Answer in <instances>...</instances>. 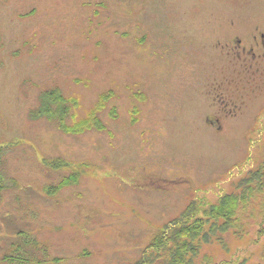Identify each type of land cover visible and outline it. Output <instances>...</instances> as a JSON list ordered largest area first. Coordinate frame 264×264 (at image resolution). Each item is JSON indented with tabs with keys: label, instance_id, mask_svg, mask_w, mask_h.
<instances>
[{
	"label": "rangeland",
	"instance_id": "374dc122",
	"mask_svg": "<svg viewBox=\"0 0 264 264\" xmlns=\"http://www.w3.org/2000/svg\"><path fill=\"white\" fill-rule=\"evenodd\" d=\"M260 34L264 0H0V264H134L193 202L241 193L264 57L234 51ZM99 105L103 130L63 129ZM238 212L198 260L264 264L263 194Z\"/></svg>",
	"mask_w": 264,
	"mask_h": 264
},
{
	"label": "trees",
	"instance_id": "16d2710c",
	"mask_svg": "<svg viewBox=\"0 0 264 264\" xmlns=\"http://www.w3.org/2000/svg\"><path fill=\"white\" fill-rule=\"evenodd\" d=\"M46 97L54 105L62 103L64 106L66 105L65 110L69 107L56 90L47 93ZM101 106L92 110L86 118L80 121L75 119V125L71 129L64 127L63 123L60 124V127L63 126L65 131L75 134L93 128L103 130V126L97 118ZM52 166L55 169H60L65 165L58 161ZM73 176L77 175L73 174L71 178L63 180L56 190H61L72 183L75 184L77 181ZM239 190L241 193L225 195L219 198L215 204L207 207L204 203L195 204L193 202L176 219L171 220L160 229L144 249L140 259L134 264H209L207 259L198 260L203 245L212 241L222 243L221 235L231 229L238 230L240 227L238 225L240 206L244 207L249 204L257 192L264 196V160L244 178ZM52 192L50 190L47 193L52 195ZM17 259L18 256H15L10 259L5 258L3 261L13 263Z\"/></svg>",
	"mask_w": 264,
	"mask_h": 264
},
{
	"label": "flooded vegetation",
	"instance_id": "af4514ba",
	"mask_svg": "<svg viewBox=\"0 0 264 264\" xmlns=\"http://www.w3.org/2000/svg\"><path fill=\"white\" fill-rule=\"evenodd\" d=\"M252 38L254 39L255 46H253L251 44H250V46L248 48L246 46H244V47L241 46V51H239V50H238V52L234 51L236 53L235 54L236 57H240L241 58L243 56V58L246 59V65L242 64V66H245L248 69H249V67H252L253 65H255L254 62H258L259 63V61L262 60V58L264 57L263 53L254 52L255 51V47H256V49H258V51L261 49V47L264 48V35L260 34L259 35L260 39H257V36H253ZM234 42L236 44H238V45L241 44V40H239V39H235ZM238 47L239 46H236L235 49H237ZM233 49H234L233 47L231 48V46H229V44H227V59L230 58L231 55H234L233 54ZM230 62H232V61H230ZM238 66H239V68H241V65L239 63H238ZM229 100H232L235 103L234 107H238V104L235 102L236 100H233L231 98ZM218 128H220V126H218Z\"/></svg>",
	"mask_w": 264,
	"mask_h": 264
}]
</instances>
